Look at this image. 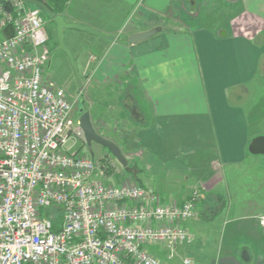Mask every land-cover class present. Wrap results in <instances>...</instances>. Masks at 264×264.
<instances>
[{"label": "built area", "instance_id": "1", "mask_svg": "<svg viewBox=\"0 0 264 264\" xmlns=\"http://www.w3.org/2000/svg\"><path fill=\"white\" fill-rule=\"evenodd\" d=\"M42 14L0 0V264H164L147 246L173 259L194 244L187 223L200 190L165 202L130 176L118 180L111 160L68 149L85 133L77 98L48 74Z\"/></svg>", "mask_w": 264, "mask_h": 264}, {"label": "crops", "instance_id": "2", "mask_svg": "<svg viewBox=\"0 0 264 264\" xmlns=\"http://www.w3.org/2000/svg\"><path fill=\"white\" fill-rule=\"evenodd\" d=\"M202 1L214 3V17L222 18L185 30L175 28L177 19L167 14L169 6L176 7L181 0H70L63 15L67 22L88 25L112 37L73 31L95 38L89 70L92 92L107 101L122 88L121 93L131 98L129 107L137 112L132 117L137 122L131 119V123L137 127L125 138L140 145L157 163L174 165L186 158L213 155L222 167L235 166L245 162L261 131L251 130L254 122L245 105L233 102L231 96L241 102L245 86L259 80L264 87V25L262 34L257 26L250 34L237 31L235 23L248 13L255 24L262 0ZM132 18L134 28L122 34ZM153 28L162 30L149 40L130 43L131 34ZM79 43L69 46L74 55ZM190 192L178 201L184 202ZM161 195L165 202L170 200ZM198 212L187 223L191 231L195 225L199 230L209 226ZM229 215L220 212L216 219L218 232L227 238L212 249L198 242L199 235L192 231L196 241L179 248L180 263L191 258L193 264H264V229L255 214Z\"/></svg>", "mask_w": 264, "mask_h": 264}, {"label": "rangeland", "instance_id": "3", "mask_svg": "<svg viewBox=\"0 0 264 264\" xmlns=\"http://www.w3.org/2000/svg\"><path fill=\"white\" fill-rule=\"evenodd\" d=\"M175 5L176 7L169 6L167 14L177 19V24L174 27L180 30H185L187 27L192 28L201 23H208L214 18L220 21L219 18H222L221 16L214 17V12L217 11L214 3L210 6L202 0H181L179 4ZM259 5H261L262 12L255 14V24L254 20L249 21V14L246 13V16L244 13L235 23L237 31L251 34L253 32L251 28L257 26L260 29V34H262L264 0ZM42 15L46 20L45 29L50 38L51 56L48 74L57 86L64 88L77 98L76 114L80 113V96H84L88 103V111L98 118L95 125L108 139H113L112 141H116L120 145L127 159V164L122 165L102 145L97 143L89 145L86 141L80 139L72 138L70 140L68 149L71 152L80 149L82 154L89 155L96 160L102 158L111 160L115 165L118 180L127 179L131 174H134L148 188L157 190L170 200H178L177 198H180V195L199 189L203 191L204 195L216 199L217 203L220 204L221 201L223 207L218 211L216 210V213L211 214L213 218L208 215L211 212L208 211L209 209L199 208L198 214L202 215L200 218L203 222L209 224L208 227H202V225L201 228L203 229L199 230V225H195L191 228L193 232L200 236H197V241L200 240L198 242L210 246L212 249L214 245L220 244L223 239L227 238V235H222L221 231L218 232L219 222L216 219L220 212L225 213L227 211L230 214L229 216L233 218L255 214V221L260 225L259 218L264 215V154H254L249 149L250 152H248L245 162L235 166L222 167L215 156L199 155L190 159H183L179 164L174 163V165L170 164L162 167L157 161L150 159L149 153L143 150L140 145L131 139L129 140L128 136L131 135L133 127H137L131 123V119L137 122L136 119L132 118L137 112L136 109L131 110L129 107L132 101L131 98L126 97V93H121L123 89L119 88L117 91L119 95L115 94L112 99L107 98V101L102 96L92 92L93 85L92 79L89 78L91 75L89 70L94 63L91 55L93 56V50H96V42L93 41L95 38L73 32L80 30L70 29L65 31V42L68 47L75 48L74 43L78 40L80 42L78 51L74 55L75 59L77 56L76 61L84 85L83 90L80 91L77 88L78 83L66 55L62 51L56 50L58 44L56 24L44 13ZM132 22H135V18H132L131 23L129 22V25L122 30V34L130 27L134 28L135 23ZM86 64V67L80 69L81 65L85 66ZM241 92L243 94L241 102H238L235 96H231V100L245 105L251 120L254 122V125H251V130L253 132L260 130L261 135L259 137H264V87L262 83L258 80L255 85L245 86ZM114 121L118 122L117 126ZM115 128L118 130L116 134L113 132ZM125 134L128 135V139L125 138ZM147 249L164 264H181L179 250L173 259H168L167 250L157 244L149 245ZM206 255L212 257L214 254L208 253Z\"/></svg>", "mask_w": 264, "mask_h": 264}, {"label": "water", "instance_id": "4", "mask_svg": "<svg viewBox=\"0 0 264 264\" xmlns=\"http://www.w3.org/2000/svg\"><path fill=\"white\" fill-rule=\"evenodd\" d=\"M31 5L39 7L41 10H43L56 24V29H57V38H58V44L56 47V50L62 51L74 72L75 78L78 83V87L80 90L83 89V82L82 78L80 75L79 67L77 64V61L75 59V56L71 49L66 45L65 42V31L70 30V29H77L81 31H86L91 34L104 37L107 39H112V37L105 36L103 33H101L98 30L93 29L92 27L84 24H79V23H70L67 22L66 19L64 18L63 15H57L55 14L41 1L38 0H25ZM161 28H153L147 31H142V32H137L133 33L129 37V41L131 44H137L146 40L151 39L152 37L156 36L158 33L161 32ZM12 31V28L9 27L6 29L7 33H10ZM84 98H82L83 100ZM86 104H83V107L80 109V124L84 130L85 133V140L86 142L91 145L92 143H97L99 145H102L103 147L107 148L108 150L111 151V154L122 164L126 165L127 164V159L125 158L122 149L117 146V144L101 134L97 132L95 129V126L93 124L92 118H91V113L89 111H85ZM250 151L254 154H264V137H257L253 139L251 145H250Z\"/></svg>", "mask_w": 264, "mask_h": 264}, {"label": "trees", "instance_id": "5", "mask_svg": "<svg viewBox=\"0 0 264 264\" xmlns=\"http://www.w3.org/2000/svg\"><path fill=\"white\" fill-rule=\"evenodd\" d=\"M38 1H41V2H43L54 14H55V16H57V15H63L64 13H65V11L67 10V8H68V5H69V2H70V0H38ZM42 13H44L49 19H51L43 10H42ZM64 16V15H63ZM87 34H90L89 32H87ZM102 38H104V37H102ZM104 39H107V38H104ZM57 44V43H56ZM104 49H102V50H100V52H99V54L101 55L102 54V51H103ZM72 51V50H71ZM77 86H78V84H77ZM91 118H92V121H93V124H94V126H95V129L97 130V132L99 133V134H101L102 136H104L105 138H107L106 136H105V134L103 133V132H101L98 128H97V126L95 125V122L97 121V117H94V114L93 113H91ZM108 139V138H107ZM110 140V139H109ZM113 140V139H112ZM111 140V141H112ZM113 142H115L116 144H117V146H119L120 147V145L116 142V141H113ZM121 148V147H120ZM107 149V148H106ZM108 150V149H107ZM109 151V154L112 156V154H111V151L110 150H108ZM106 159V158H105ZM112 162V161H111ZM162 167L163 166H169L170 165V163H162V162H158ZM132 179H134V180H137L138 181V183L141 185V186H143V187H145V188H148L139 178H137L134 174H131V176H130ZM154 192L155 193H157V194H159L161 197H162V195H161V193L160 192H158L157 190H154ZM200 196H201V201H200V203H199V206L200 207H203L202 209H204V208H206V210L207 209H209L208 211L210 212L208 215H210V214H212V213H216V210L218 211V210H220L221 209V207H223L222 206V203H221V201H220V204L219 203H217V201H216V199H212V197L211 196H206V195H204V193H203V191L202 190H200ZM216 198V197H215ZM162 200L164 201V199H163V197H162ZM217 200H218V196H217ZM212 201V202H211ZM199 207V208H200ZM207 213V212H206ZM56 228V227H55Z\"/></svg>", "mask_w": 264, "mask_h": 264}, {"label": "flooded vegetation", "instance_id": "6", "mask_svg": "<svg viewBox=\"0 0 264 264\" xmlns=\"http://www.w3.org/2000/svg\"><path fill=\"white\" fill-rule=\"evenodd\" d=\"M77 88H78V90H80L79 89V87L77 86ZM83 88H84V85H83ZM83 90V89H82ZM82 90H80V91H82ZM82 98H84V96H80V99H79V106H80V109L83 107V104H86V108H85V111H88V103H87V100L84 98L83 100H82Z\"/></svg>", "mask_w": 264, "mask_h": 264}]
</instances>
